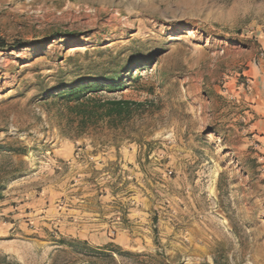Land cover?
Segmentation results:
<instances>
[{
  "label": "rangeland",
  "instance_id": "374dc122",
  "mask_svg": "<svg viewBox=\"0 0 264 264\" xmlns=\"http://www.w3.org/2000/svg\"><path fill=\"white\" fill-rule=\"evenodd\" d=\"M263 53L264 0H0V264H264Z\"/></svg>",
  "mask_w": 264,
  "mask_h": 264
},
{
  "label": "trees",
  "instance_id": "16d2710c",
  "mask_svg": "<svg viewBox=\"0 0 264 264\" xmlns=\"http://www.w3.org/2000/svg\"><path fill=\"white\" fill-rule=\"evenodd\" d=\"M104 86H106L110 90L115 91L123 85L119 81H113L112 83H109L107 85L97 84L96 86L91 84H82L69 87L67 91H64L62 96L67 97L69 101H79L83 97L84 91L90 90L94 87L100 88ZM134 104L138 103L128 99H113L103 101L101 100L99 102V105H96L92 108L80 107L82 105H79L78 108L81 110V120H96V123H98L101 119H107L108 125L116 127L118 126V124L116 123L118 120H121L124 117L130 115L132 110L131 106Z\"/></svg>",
  "mask_w": 264,
  "mask_h": 264
},
{
  "label": "crops",
  "instance_id": "0c3cea01",
  "mask_svg": "<svg viewBox=\"0 0 264 264\" xmlns=\"http://www.w3.org/2000/svg\"><path fill=\"white\" fill-rule=\"evenodd\" d=\"M255 73L257 74V79L258 80H260V82H262V79H263V76H261V73H262V69L261 68H257L256 70H255ZM259 84V83H258ZM263 87V89H262V92L264 93V85L263 86H260L259 87V85H258V89H261ZM261 95V94H260Z\"/></svg>",
  "mask_w": 264,
  "mask_h": 264
},
{
  "label": "built area",
  "instance_id": "2783aa9c",
  "mask_svg": "<svg viewBox=\"0 0 264 264\" xmlns=\"http://www.w3.org/2000/svg\"><path fill=\"white\" fill-rule=\"evenodd\" d=\"M264 54V53H263Z\"/></svg>",
  "mask_w": 264,
  "mask_h": 264
}]
</instances>
